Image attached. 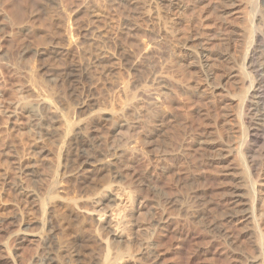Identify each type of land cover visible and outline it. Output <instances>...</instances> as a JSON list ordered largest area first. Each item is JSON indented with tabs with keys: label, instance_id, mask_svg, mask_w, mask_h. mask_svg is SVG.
Wrapping results in <instances>:
<instances>
[{
	"label": "rangeland",
	"instance_id": "rangeland-1",
	"mask_svg": "<svg viewBox=\"0 0 264 264\" xmlns=\"http://www.w3.org/2000/svg\"><path fill=\"white\" fill-rule=\"evenodd\" d=\"M36 1L38 0H0L12 23L27 19L28 9L38 6ZM60 1L65 10L85 3L88 12L86 19L91 21L90 25L95 26L117 52L128 48L141 55L149 42L156 39L154 51L149 49L154 53L151 55L149 51V56L146 54L142 58L139 68L141 72L132 74L126 70L121 71L122 81L129 86L126 92L113 90L109 94L106 91L102 94L104 89L97 91L100 99L96 108L123 112L129 118L133 127L123 129L122 134L126 136L125 143L135 150L133 163L138 173L127 175L119 182H112V175H107V178L106 173L104 179L101 178L102 181L96 179L98 185L95 182V190L84 194L86 197L78 191L77 185H71V189L64 193L52 192V173L63 158L51 140H36L38 135L30 128L27 113L22 106L29 102L27 93L21 90L22 77L0 65V217L18 210L25 221L28 217L41 221L40 229L43 227V231L54 226L65 241L82 230L85 221L90 219L99 240L84 245H94L95 250L103 251L101 258L104 260L100 258L99 264H154L153 253L163 264H252L256 258H264V162L254 172L243 162L247 158L241 143L246 134L247 123L241 117L243 109L240 96L246 87L242 74L237 71L244 66L248 46L245 23L256 10L251 14V7L244 0H237V6L232 7L225 5L223 0H180L183 8L177 19L166 0H155L156 3L151 0ZM154 5L158 8L160 15L158 13L157 16L160 17L154 19L156 22L152 18L149 20L142 17L143 21L141 12L148 11L149 8L154 10ZM215 6L218 8L215 9ZM228 10V14L220 15ZM259 11L262 12L261 9ZM59 14L60 19L44 13L40 15L36 23L42 33L33 37L34 43L46 38L43 32H63L64 19L62 13ZM145 20L147 25L149 23V29ZM135 24L138 25L137 29ZM128 25L130 28L134 25V29L127 31ZM157 30L167 34L169 31V34L167 36L165 33L161 37ZM200 42L208 54L211 70L204 68L199 55L195 58L189 56L190 49L195 50ZM2 44L15 49L20 44V38ZM150 56L152 57L149 59ZM167 59L172 66L165 62ZM228 61L231 63L228 64ZM231 72L234 77L227 76ZM154 73L165 75L167 90L155 89L151 78ZM135 82L138 83L137 86H133ZM14 101L23 103L18 102L21 106L16 107ZM10 111H14L17 117L12 118ZM160 120L162 125L157 126ZM107 128L103 125L96 129L95 138L99 146L97 148L109 152L121 135ZM8 144L14 146L25 163L34 159L31 152L35 147H46L48 150V159H34L39 161L37 167L43 181L41 179L38 184L33 185L47 206L43 209L44 213L17 199L5 186L6 181L15 178L16 172L6 148ZM233 172L244 177L247 183L238 191L242 197H233L232 191L238 185L237 175ZM109 178L111 187L108 188L117 198L115 204L107 210L102 208V204L93 203L91 195L98 194L104 186L107 187L110 181L106 180ZM254 179L257 184L252 187ZM251 187L259 189L254 200L256 202H253L257 203L254 213L259 216L256 215L253 219L251 214L249 219V214L245 212L243 215L238 213L240 215L237 214L235 218L228 216L236 207H239L238 210L248 207L245 204L250 202L248 198ZM78 193L81 197L84 196V200L79 198L82 201H78ZM235 200L237 202L233 203ZM171 202L179 205V208L175 205L174 209L173 205L172 209H168L172 206ZM74 207L84 210V216L78 221L70 215ZM180 212V216L177 215ZM183 213L184 216L192 214L185 218L182 217ZM106 219L111 220V228L125 235L128 241L125 245L119 244L120 249L117 248L116 252V247H112V237L103 228ZM214 226H217L216 229ZM253 227L257 228L260 238L263 237L262 242L258 243L259 247L246 235V231ZM221 228L228 232L232 243L220 236ZM14 231L0 233V240H5V243L13 241L9 252H13L11 255L14 257L16 254L17 264H29L27 261L30 262L31 257L41 249L35 245H26L19 251L15 250L17 253L14 252ZM8 243L7 246L10 244ZM61 260L63 264L67 263L65 258ZM0 264L7 263L0 261Z\"/></svg>",
	"mask_w": 264,
	"mask_h": 264
},
{
	"label": "bare ground",
	"instance_id": "bare-ground-1",
	"mask_svg": "<svg viewBox=\"0 0 264 264\" xmlns=\"http://www.w3.org/2000/svg\"><path fill=\"white\" fill-rule=\"evenodd\" d=\"M166 1L168 2L170 11H173V16L179 19V13H181V9L183 8L180 0ZM36 2H38L37 7H31L28 9V17L26 16L27 19H21L20 21H15V23H12L9 20L10 18L0 2V65L7 67L9 70H13L16 74H19L22 77V85H20L21 90L26 92V96L29 98L28 104H23L22 106H24L23 110L27 113L30 128L38 135L36 140H51L63 158L62 162H58L59 164L55 168L56 170L52 173V192L64 193L71 189V185H77L79 188H77L78 191L80 190L79 192L84 195L95 190L96 179L99 178V182L102 181V179H104L103 176L106 173H108L105 175L107 178V175L111 174V181L117 180V182L126 178L127 175H135V172H137L136 166L133 163V159L136 155L135 150L125 143L124 139L126 136L122 134L123 129L132 126L130 120L122 114L123 112L114 111L113 109L96 108L99 102L98 100L100 99V93L98 95L97 91H99V89H104L102 94H104V91L109 94L113 90L126 92L129 86L122 81V78L120 77L121 71L126 70L132 74L139 73L141 70H139V68L141 67L142 58L151 50L150 48L154 51L156 39H152L149 42L141 55L135 54L128 48L124 49L122 52L119 51V53L114 50L107 41H105L106 38L95 28V26L90 25L91 21L89 22L85 16L87 12V5L85 6V3L73 7L71 10H65L60 0H38ZM151 2L154 3L155 0H151ZM223 2L225 5L232 7V5L237 6L236 3L238 1L223 0ZM244 2H247L251 7V11L249 10L250 13L253 10H256V13L253 14V16L249 17L247 13L249 20L247 17L248 21L245 19L247 23L244 21L247 25L244 24V26H246V32H248L245 35L248 39V46L244 55V66L240 70L237 69L238 73L242 74V79L246 87L240 96L243 109L241 117L247 123L246 134L244 138H242L243 141L241 145L242 151L246 155V160L248 161L245 163L246 160L243 159V162L244 165L246 164V166L254 172L259 168L261 163L264 162V0H244ZM151 8L153 7L151 6ZM214 8L216 9L218 6H215ZM149 9L148 11L143 10V12H141V15H143L141 16V19L144 17V19L149 18L150 20V18H152L154 20L155 18L157 19V17H160L157 16L158 13L160 15V12H158L156 6L154 7V10ZM260 9L262 12L259 11ZM229 12L230 10L225 11L220 15L224 16ZM43 13L48 14L52 18H56L59 13H62L64 19L63 32L60 34H57V32H43L45 33L46 38L34 43L32 41L33 37L42 33L36 22ZM59 17L60 16L57 18ZM87 17H89V15ZM148 25L146 27L149 29ZM152 25L156 27L154 23H152ZM128 26V30L125 28L127 31L134 29V25L133 28H130V25ZM135 26V29H137L138 25L135 24ZM154 26L153 28H155ZM36 29L38 32H36ZM157 31L158 35L161 37L166 33L162 30ZM133 32H131L132 35ZM136 35H138V33H136ZM136 35L134 37H136ZM17 37L20 38V44L16 46L15 49L8 48L2 44L3 42H12ZM184 49L186 50V48ZM194 49L195 50H188L190 52L189 56L195 58L199 55L203 61L202 65L204 68H209L211 70V65L208 63V54L205 52L206 49H204L202 42L198 43V47ZM153 53L151 52V55ZM149 54H147V56H149ZM151 57L152 56H150L149 59ZM225 59L228 60L227 58ZM165 62L171 63L169 59ZM229 63L231 62L228 61V64ZM170 66H172V63ZM151 76L152 84L155 86V89H168L165 86V75L154 73ZM227 76L234 77L235 75L231 72ZM137 82L133 83V86H137ZM13 103L16 102L14 101ZM18 105H20V103L17 104L16 107ZM12 106L15 105L12 104ZM10 110H12V107ZM15 110H18V108ZM14 111H10L12 112V115L8 113L12 118L15 116V112H17ZM17 113H19V110ZM3 114L5 113L3 112ZM15 117H17V115ZM161 121L162 120L158 122L157 126L162 125ZM11 122L14 123L13 120ZM103 125L107 126L110 131L118 132L121 135L120 140L114 144L109 152L97 148L99 146L95 138V130L99 127H103ZM13 128H15L14 125ZM6 148H8V153L11 156L10 158H12V165H14L16 172L14 176L15 178L6 181L4 183L5 186L8 190L12 191L20 201L22 200L25 203H28L36 210L43 211L44 207L47 208V206H45L44 199L38 194L35 190V185H33L38 184L42 179L41 173L37 167L38 159L37 161L34 159L37 157H39V159L47 158L49 156H47L48 150H46V147H35L31 153L33 157L35 156L36 158L34 157L31 161L25 163L23 162V159L20 158L18 151L15 150L13 145H9ZM49 154L51 153L49 152ZM42 173L44 172L42 171ZM228 174L232 176L231 172ZM234 174L237 175V173ZM45 176L47 177V175ZM236 177V179H238V185L234 188V191H232L234 194L233 197H242L241 193L238 191H241V187H244L247 183L244 177H239L238 175ZM110 178L106 181H110ZM41 181H43V179ZM111 181L109 182V185L111 184ZM97 183L98 182H96V184ZM256 184L257 181L254 179L252 181L253 186H251L254 187ZM109 185L107 187L104 186V189L98 194L91 195L93 203L102 204V208L107 210L115 204L117 198V195L113 194L108 188L111 187V185ZM256 193H259L257 187L255 189H250V197L248 198L250 202L245 204L248 205V207H242L241 210H238L239 207H236L228 216L235 218L238 213L241 212L243 215L245 212L246 214H249V219L251 214L253 219H255L254 217L258 215L254 213L255 204L257 203H253L256 202L254 201L256 200ZM78 194L80 195V193ZM84 196L86 197V195ZM83 197L80 195L76 198L80 201ZM89 197L90 195L88 198ZM79 198L81 199L79 200ZM236 202L237 200L233 203ZM173 205L174 204L172 203V206H169L171 208L168 209H172ZM175 205L174 209L179 208V205H177L176 208ZM181 205L182 204L180 203V206ZM74 208L70 211L71 213H69L72 219L78 221L84 216V210L76 207ZM184 209L185 208H183V210ZM17 211H12L13 213L10 215L8 214V216L4 215V217H0V233L8 232L9 230L14 231L15 228H17V230L12 233L15 236V244H13L14 246L12 249L14 252H16L15 250H21L26 245L40 247L41 251L35 253L33 257H31L32 260L30 262L27 261V263L63 264L61 260L63 258L67 259V263L65 264H99L101 262V256L104 254L103 251L99 250L102 252H98V250H95L94 245H91L93 247L90 245H84L99 240L98 237L95 236L89 218L88 221H85L82 230L80 229V231L71 237V239L65 241L59 236V233L54 226L43 231V227L40 229L42 226L41 221L38 219V221H36L33 218L32 220L29 219V217L28 220L25 221L23 220L24 218L22 215ZM44 212L45 210L43 213ZM170 212L172 211L170 210ZM192 212L195 213L193 210ZM175 214L174 211V216H176ZM180 214L181 212L179 214L177 213L179 216ZM191 214L190 216L187 214L184 216L183 213V216H181L189 218L191 217ZM174 216L172 215L170 217L174 218ZM110 225L111 220L106 219L103 228L106 230L107 234L112 237L111 241L114 245L112 247L113 249L116 247V252L120 249L119 244L122 246V244L125 242L127 243L128 241L125 235L118 233L113 227L111 228ZM216 227L214 226L215 229ZM256 229L257 228L253 227L252 229L247 230L246 235L256 247H259L258 243L262 242L263 237L261 236L262 239L260 238L258 235L259 232ZM220 233V236L222 235L228 243L231 242L229 234L225 228H221ZM3 241L5 243V240ZM3 241L0 240V250L2 252L0 253V261L7 264H17L18 259L16 260V254L15 258L14 255H11L13 252H9V250H11L10 248H12L10 247L11 242L13 241H9L10 244L7 242L9 244L8 246L7 243H2ZM101 243L103 244L104 242L101 241ZM117 244L119 247H117ZM154 255L156 254H152L153 261L155 262L154 264H163L162 262H159ZM149 257H151V255ZM252 264H264V258H256Z\"/></svg>",
	"mask_w": 264,
	"mask_h": 264
}]
</instances>
